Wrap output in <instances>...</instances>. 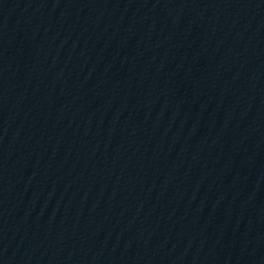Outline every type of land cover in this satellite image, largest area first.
<instances>
[{"label": "water", "instance_id": "obj_1", "mask_svg": "<svg viewBox=\"0 0 264 264\" xmlns=\"http://www.w3.org/2000/svg\"><path fill=\"white\" fill-rule=\"evenodd\" d=\"M0 264H264V0H0Z\"/></svg>", "mask_w": 264, "mask_h": 264}]
</instances>
